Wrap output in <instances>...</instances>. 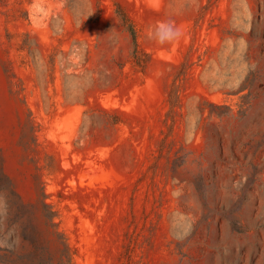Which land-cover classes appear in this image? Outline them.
<instances>
[{
    "label": "rangeland",
    "instance_id": "rangeland-1",
    "mask_svg": "<svg viewBox=\"0 0 264 264\" xmlns=\"http://www.w3.org/2000/svg\"><path fill=\"white\" fill-rule=\"evenodd\" d=\"M0 264H264V0H0Z\"/></svg>",
    "mask_w": 264,
    "mask_h": 264
},
{
    "label": "bare ground",
    "instance_id": "bare-ground-1",
    "mask_svg": "<svg viewBox=\"0 0 264 264\" xmlns=\"http://www.w3.org/2000/svg\"><path fill=\"white\" fill-rule=\"evenodd\" d=\"M72 125H73L72 121H69L63 125V128L66 130H71Z\"/></svg>",
    "mask_w": 264,
    "mask_h": 264
},
{
    "label": "trees",
    "instance_id": "trees-1",
    "mask_svg": "<svg viewBox=\"0 0 264 264\" xmlns=\"http://www.w3.org/2000/svg\"><path fill=\"white\" fill-rule=\"evenodd\" d=\"M129 30L131 31L132 35L134 36V31L131 27H129ZM134 41H135V37H134ZM136 42V41H135Z\"/></svg>",
    "mask_w": 264,
    "mask_h": 264
}]
</instances>
